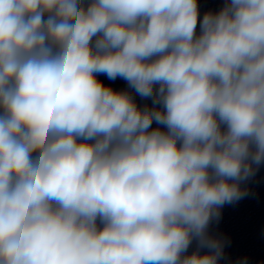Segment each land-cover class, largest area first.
<instances>
[{
    "label": "clouds",
    "instance_id": "9594fccd",
    "mask_svg": "<svg viewBox=\"0 0 264 264\" xmlns=\"http://www.w3.org/2000/svg\"><path fill=\"white\" fill-rule=\"evenodd\" d=\"M262 165L264 0H0V264H221Z\"/></svg>",
    "mask_w": 264,
    "mask_h": 264
}]
</instances>
